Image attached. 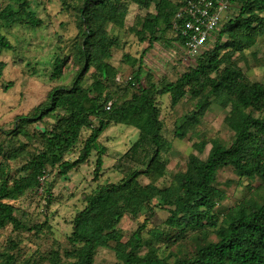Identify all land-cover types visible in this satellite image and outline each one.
<instances>
[{"label": "trees", "instance_id": "trees-1", "mask_svg": "<svg viewBox=\"0 0 264 264\" xmlns=\"http://www.w3.org/2000/svg\"><path fill=\"white\" fill-rule=\"evenodd\" d=\"M58 2L72 18L76 33L68 52L55 57L50 78H61L68 63L76 67V74L68 85L52 87L43 101L15 116L11 129H0V231L11 226L13 232L43 233L49 227L46 219L26 223L13 202L42 191L49 205L53 181L47 182L46 177H66L92 154L96 185L81 193L83 207L72 218L69 247L62 255L51 249L22 260L14 252L17 243L10 239L0 252V264H94L98 248L112 249L117 264H264V82L249 80L240 66V62L248 64L249 51L264 36V0H234L235 15L220 22L200 53L188 55L191 64L174 78L157 79L143 71L144 53L166 40L185 50V39L174 25L184 0ZM31 3L11 0L0 6V51L13 48L2 33L4 28L19 24L38 29L44 24ZM130 4L140 12L128 29L146 47L137 57L123 54L122 62L134 68L124 81L111 62L120 38L110 32V26L125 28ZM249 56L264 68V55L252 52ZM5 66L0 61V80ZM11 85L7 82L4 90ZM164 96L172 108L183 99L193 102V108L175 120V137L182 139L193 130L212 104L226 111L223 122L233 136L229 144L212 138L205 159L188 154L185 168L159 186L172 149L161 118ZM49 115L54 116L53 122L29 133L30 126L45 124ZM119 124L137 129L138 137L112 166L122 173L121 179L100 183L107 154L100 137ZM192 147L202 152L204 141ZM73 153L77 155L71 158ZM18 159L19 166L11 170L10 162ZM224 168L232 171L238 183L259 180L257 193L220 208L217 177ZM140 177L149 181L142 183ZM156 210H165L168 216L147 229ZM125 215H147L127 240L118 226ZM188 238L192 241L189 252L173 258L160 255L165 249L179 248Z\"/></svg>", "mask_w": 264, "mask_h": 264}, {"label": "rangeland", "instance_id": "rangeland-1", "mask_svg": "<svg viewBox=\"0 0 264 264\" xmlns=\"http://www.w3.org/2000/svg\"><path fill=\"white\" fill-rule=\"evenodd\" d=\"M11 0H0V6H4ZM32 10L44 20V24L38 29H29L23 25H13L4 28L2 33L12 44V50L0 51V61L6 63L3 76L0 80V129L9 130L13 127L15 116L27 113L33 106L43 101L48 91L56 85H68L76 74V67L68 63L59 79L50 78L52 63L57 55L67 53L69 45L76 33L72 18L61 9L58 0H32ZM139 8L130 4L126 16L125 28L120 29L110 26V32L120 38V45L113 50L111 62L118 67L120 80H128L134 68L122 62L124 53L133 57L139 56L146 44L138 42L134 34L129 31L135 14ZM237 7L230 6L226 17L235 15ZM225 17V18H226ZM224 18V19H225ZM213 41H209L211 44ZM255 52L257 57L264 55V36L260 37L248 53L247 62H240V66L249 80L264 82V68L257 67L249 54ZM191 64L186 50L178 43L166 40L156 43L144 53L143 71L151 72L154 78L164 76L174 78L183 69ZM11 81L9 89L4 90V85ZM161 100V118L164 123V135L171 140L172 149L168 153V165L166 175L157 181L159 186L170 182L172 175L178 170L184 169L187 156L195 153L205 159L210 148V140L219 138L224 143H230L233 132L224 124L223 118L226 111L212 104L201 122L187 135L180 139L173 135V124L183 113L193 108V102L183 99L176 107H170L167 96ZM45 124L38 122L28 128L29 133L42 129L54 121V116L45 118ZM86 133H83V138ZM138 137V130L126 125H111L101 137V142L107 147V154L103 160V174L100 183L116 182L122 177V173L112 166L119 154L123 153ZM20 140L26 141V137L20 135ZM203 142L202 152L192 147L194 142ZM76 153L70 155L76 157ZM95 154H92L86 164L71 171L66 177L47 176V182L53 181L51 188V201L46 205L45 194L42 191L32 194L27 193L19 200L13 202L18 208V214H24L23 220L28 224L42 223L46 219L48 228L43 233L28 231H11V226L0 231V252L8 245L10 239L17 243L15 254L22 260H28L36 252H47L51 249L58 250L62 255L63 250L69 247L67 236L71 232V221L77 210L83 207L81 193L88 192L96 185L92 181ZM20 161L10 162L11 170L19 166ZM45 178V179H46ZM218 183L222 197L220 208L233 206L245 195L257 193L260 186L259 180L237 182V177L230 169H222L218 174ZM142 183L149 180L140 177ZM253 189L250 190L249 187ZM45 187V186H44ZM43 187V189H44ZM258 187V188H257ZM147 215L132 218L125 215L119 223L123 233V240H127L136 227L141 224ZM168 216L165 210H156L155 215L148 221L147 229L159 225ZM210 239H215L210 234ZM192 249V241L188 238L179 248L172 247L160 252L168 258L176 254L189 252ZM94 264H117L114 252L110 248H98L96 250Z\"/></svg>", "mask_w": 264, "mask_h": 264}, {"label": "built area", "instance_id": "built-area-1", "mask_svg": "<svg viewBox=\"0 0 264 264\" xmlns=\"http://www.w3.org/2000/svg\"><path fill=\"white\" fill-rule=\"evenodd\" d=\"M234 0H184L174 15V25L185 39V50L189 56L203 50L212 32L226 17ZM110 103L108 104L109 108Z\"/></svg>", "mask_w": 264, "mask_h": 264}]
</instances>
